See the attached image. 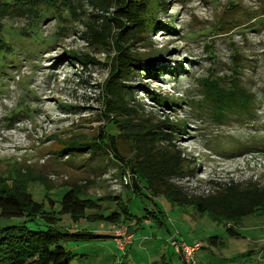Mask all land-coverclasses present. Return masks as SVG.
<instances>
[{"label":"rangeland","instance_id":"374dc122","mask_svg":"<svg viewBox=\"0 0 264 264\" xmlns=\"http://www.w3.org/2000/svg\"><path fill=\"white\" fill-rule=\"evenodd\" d=\"M38 3L20 13L0 6V30L13 47L11 56L1 57L5 59L0 68L2 186H25L44 212L58 214L54 226L71 235L61 240L72 254L70 264H183L173 252V239L199 244L195 259L200 264H255L256 259L241 254L264 246V211L242 219L235 229L238 236L230 237L224 225L196 214L192 207L150 197L143 188L136 196L123 181L128 172L123 164L133 151L131 139L143 132L146 122L141 119L168 120L178 126H171L172 131L165 127L164 132L187 159L191 176L180 184L189 193L207 194L211 179L251 181L264 188V0H166L155 11L157 21L168 29L150 30L135 47L155 60L147 69L153 76L143 71L127 83L140 105L141 119L118 124L126 134L117 146L121 161L110 153L67 150L74 147L70 142L96 137L108 119L115 121L102 105L115 46L102 50L83 40L95 14L84 0ZM46 3L54 4L52 12L39 19ZM220 90L238 94L245 109H221L208 101L213 98L209 93ZM152 94L165 98L168 106L151 99ZM118 129L111 126L108 133ZM73 185L100 205L86 210V216L120 211L117 202L106 199L131 192L123 205L132 218L113 224L59 215L61 197ZM10 226L47 229L39 217H0V228ZM123 228L132 238L120 251L114 234ZM80 231L85 236H76ZM209 237L223 245H209Z\"/></svg>","mask_w":264,"mask_h":264},{"label":"trees","instance_id":"16d2710c","mask_svg":"<svg viewBox=\"0 0 264 264\" xmlns=\"http://www.w3.org/2000/svg\"><path fill=\"white\" fill-rule=\"evenodd\" d=\"M84 1L90 6L91 13L95 11V14H91L92 21H89L85 26L82 34L83 40L91 47L99 46L103 47L102 50H106L115 46L117 51L110 66V73L105 80L102 95L104 111L112 115L115 121L108 119L107 126L98 132L96 137L90 141L70 142L74 147L67 148V150L89 151L90 155L110 153L112 157L121 161L124 158L117 146L119 143H123V137L126 134L119 131L118 124L122 121L123 123H132L134 120L140 121L141 119L140 105L134 99L132 91H130L131 87L127 83L131 78L142 75L143 71L153 76L147 69L153 67L155 60L153 55L146 57L145 54H140L135 47L143 41L144 34L150 30L158 27L168 29L161 25L155 16V11H160L166 0ZM38 2L41 0H2L0 6L20 13L28 10L31 6L40 4ZM53 5L46 3L43 10L38 13V18L41 19L47 11L52 12L51 6ZM110 9L112 11H109ZM51 15H54V12ZM253 22L259 23L255 20ZM96 24L99 25V29L95 27ZM32 27L25 33L28 37H31ZM15 34L22 36L17 32ZM5 36L7 34H3L0 30V68L3 67L6 55L11 56L13 53V47L4 39ZM1 50H3V54H1ZM3 55L5 57L1 58ZM160 60V58H156V61ZM221 90L225 91L224 88ZM220 91H216L218 94L209 93L213 98L208 101L214 102V105L221 109H229L232 106H239L242 108L241 110L245 109L243 100L238 98V94L230 90L226 91V94ZM233 96H237V99ZM150 98L163 106H168V102L162 96L152 94ZM141 120L146 122L143 132L131 139L133 151L130 158L124 160L126 163L123 164V167L127 166L128 172L131 174V191L136 196L143 188L150 197H164L173 205L192 207L196 214H207L214 222L224 225L225 231L230 237L238 236L235 229L240 226L242 219L264 211V188H261L256 182L249 181L248 184H243V182L224 183L211 179L207 181L209 189L207 194L189 193L180 184L182 180L191 176L186 163L187 159L181 150L173 145L170 139L171 134L164 132L165 127L178 128V126L168 123V120L156 123L150 122L149 119ZM111 126L117 128L118 132L109 134L108 130ZM129 193L131 194V192ZM129 193L106 199L117 202L120 211L106 215L93 213L86 216V210L97 209L100 205L85 197L84 191L79 188L77 190L73 185L61 197L58 213L59 215H70L74 221L86 217L89 220L116 224L122 217L129 220L132 218L129 207L123 205L128 202L127 195ZM125 199L127 202H124ZM56 214L55 212H44L43 206L34 201L32 196L25 191V186L12 189L10 186L5 187L0 183V217H28L31 219L39 217L47 226L46 230H32L26 226L0 228V264H70L72 254L62 246L61 240L63 237L71 235L55 227L58 220L55 217ZM152 216L155 215L152 214ZM145 219H147L146 216ZM86 234L94 237L93 233L87 232ZM79 235L85 236L84 232L76 234V236ZM96 237H100V235ZM207 243L214 247L223 245L217 237H209ZM241 256L244 259L246 257L249 260L256 259L255 264H264V246L257 252L248 251Z\"/></svg>","mask_w":264,"mask_h":264},{"label":"built area","instance_id":"2783aa9c","mask_svg":"<svg viewBox=\"0 0 264 264\" xmlns=\"http://www.w3.org/2000/svg\"><path fill=\"white\" fill-rule=\"evenodd\" d=\"M125 184H131L132 177L129 172L125 174L124 180ZM117 187L114 188L116 190ZM121 191V190H120ZM131 234H129L128 229L123 228L118 230L114 234V241L120 251H124L127 244L131 242ZM171 247L173 248L174 254L179 256L183 264H200L196 259V252L200 249L199 244L187 245L184 242L177 241L173 239L171 241Z\"/></svg>","mask_w":264,"mask_h":264}]
</instances>
